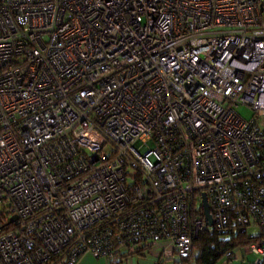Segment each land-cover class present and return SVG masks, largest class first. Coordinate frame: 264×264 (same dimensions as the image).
Wrapping results in <instances>:
<instances>
[{
  "label": "built area",
  "instance_id": "2783aa9c",
  "mask_svg": "<svg viewBox=\"0 0 264 264\" xmlns=\"http://www.w3.org/2000/svg\"><path fill=\"white\" fill-rule=\"evenodd\" d=\"M249 229L264 234V0H0V264L157 245L172 262L205 230ZM245 249L264 259V240Z\"/></svg>",
  "mask_w": 264,
  "mask_h": 264
},
{
  "label": "trees",
  "instance_id": "16d2710c",
  "mask_svg": "<svg viewBox=\"0 0 264 264\" xmlns=\"http://www.w3.org/2000/svg\"><path fill=\"white\" fill-rule=\"evenodd\" d=\"M264 240V234L236 232L227 236L220 235L217 231L205 230L197 235L193 242V255L191 259H174L170 264H221L224 256L229 252L234 255V251L246 247L253 243H260ZM140 251V249L138 250ZM137 253V252H136ZM162 255L157 257L154 264H169ZM232 259V258H231ZM122 259H108L109 264H121ZM257 264H264L262 259Z\"/></svg>",
  "mask_w": 264,
  "mask_h": 264
},
{
  "label": "rangeland",
  "instance_id": "374dc122",
  "mask_svg": "<svg viewBox=\"0 0 264 264\" xmlns=\"http://www.w3.org/2000/svg\"><path fill=\"white\" fill-rule=\"evenodd\" d=\"M236 110L238 111L239 115H241L244 119H250L252 117L251 112L245 106H239ZM256 232L257 231L254 229H249L247 233L248 235H250V234H255ZM161 247H164V246H161ZM161 247L151 248L148 251V253L145 254L146 255L145 257H133V258H128L126 261L123 260L122 264H154L159 253L162 251V250L161 251L159 250ZM234 255H235L234 256L235 258L232 259L233 261L232 264H240V262H242V259H244L243 257H245L241 249L235 250ZM100 259H103V258H100ZM255 259H256V256L254 254H249L247 256V261L245 263L246 264L254 263ZM103 260L108 262L107 259H103ZM170 263L172 262L170 261L169 264Z\"/></svg>",
  "mask_w": 264,
  "mask_h": 264
},
{
  "label": "crops",
  "instance_id": "0c3cea01",
  "mask_svg": "<svg viewBox=\"0 0 264 264\" xmlns=\"http://www.w3.org/2000/svg\"><path fill=\"white\" fill-rule=\"evenodd\" d=\"M162 245H157V246H155V247H161ZM154 248V247H153ZM162 248L163 247H161L159 250L161 251L162 250ZM241 250L243 251V253H244V256L245 257H243L244 259H242V262H240V264H246L245 262L247 261V256L249 255V254H254L255 256H256V254L255 253H252V252H248V251H246V249H245V247H243V248H241ZM161 253V252H160ZM145 254H147V252L146 251H137V253H135L134 255H132L130 258H133V257H145L146 255ZM235 255H233V258H235L234 257ZM232 258V259H233ZM256 258H257V256H256ZM232 259L230 260V262L228 263V264H232L233 263V261H232ZM123 260H127V258L126 259H123ZM156 260H157V258H156ZM155 260V261H156ZM164 259L162 258V261H163ZM232 261V262H231ZM123 262V261H122ZM168 263V262H167ZM76 264H109L107 261H105V260H103V259H100V258H94V257H92L90 254H87V253H85V254H83V255H81L80 257H79V259H78V261H77V263ZM122 264V263H121ZM222 264H225L224 262H222ZM251 264H254V263H251Z\"/></svg>",
  "mask_w": 264,
  "mask_h": 264
},
{
  "label": "water",
  "instance_id": "95a60500",
  "mask_svg": "<svg viewBox=\"0 0 264 264\" xmlns=\"http://www.w3.org/2000/svg\"><path fill=\"white\" fill-rule=\"evenodd\" d=\"M202 206H203V211H204V217H205V220H206V224L208 226H211L212 225L211 216L209 214L208 204H207L206 197H205L204 194H202ZM14 219H15L14 217L11 218V220H14Z\"/></svg>",
  "mask_w": 264,
  "mask_h": 264
}]
</instances>
